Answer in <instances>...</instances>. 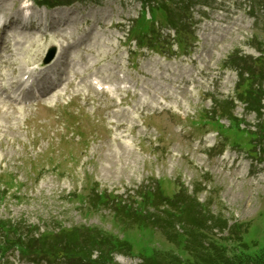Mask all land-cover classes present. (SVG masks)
<instances>
[{"label":"rangeland","instance_id":"1","mask_svg":"<svg viewBox=\"0 0 264 264\" xmlns=\"http://www.w3.org/2000/svg\"><path fill=\"white\" fill-rule=\"evenodd\" d=\"M146 1L154 0H0V12L22 9L23 23L35 14L40 22L16 28L23 47L11 44V32L6 35L10 47L1 51L3 82L27 62L35 68L43 64L52 45H60L52 63L58 59L59 72L83 70L71 63L75 52L84 57L83 50L66 45L64 30L58 31L62 25L46 16L59 9L66 14V33L80 38L79 30L90 29L88 49L101 60L107 79L117 87L137 84L134 92L117 93L121 105L81 86L64 98L53 96L47 104L55 106L49 108L0 106V263L84 264L80 259L100 255L105 261L99 264H173L172 257L194 261L198 236L191 232L201 224L208 227L205 246L219 239L249 256L262 250L264 145L254 142L256 152L262 147L255 160L245 147L222 146L223 134L204 133L216 128L206 120L224 113L241 129L252 133L258 126L264 135V61L254 64L264 51L263 11L252 10L246 0H169L176 13L157 12L153 24L145 26L149 32L138 37L143 24L136 27V22ZM55 3L60 6L46 5ZM169 21L181 27L183 56L167 36ZM87 54L84 67L94 62ZM251 66L257 75L249 87L262 86L252 100L254 105L260 100L263 110L251 112L247 104L233 103L231 111L238 71ZM223 116L220 123L230 130ZM236 225L239 234H229ZM14 239L19 247L2 251L4 242Z\"/></svg>","mask_w":264,"mask_h":264},{"label":"trees","instance_id":"2","mask_svg":"<svg viewBox=\"0 0 264 264\" xmlns=\"http://www.w3.org/2000/svg\"><path fill=\"white\" fill-rule=\"evenodd\" d=\"M139 215H140V212H138L135 216H139ZM176 216L177 215H175V217ZM182 222H184V221H182ZM184 224H185V222H184ZM207 229H208L207 226L201 224L199 226L198 231L195 230V231L191 232L192 234H195L198 236V238H194V240L197 239V247H195L194 251H191L192 256L194 258V261L186 262V261H182L178 258L172 257L173 264H264V246L262 247V250L258 254H254V255H250V256L246 255L244 253V250L242 247H237L236 249H233V248H229L228 246H225V245L223 246V244H225V243L222 244L221 242H219L220 241L219 239H216V242H209L205 246V244H203V242H204L203 241L204 240L203 234H205ZM94 236L99 238L98 234H95ZM97 238H93V240L96 242ZM235 240L236 239H234L233 242ZM237 242H238V239H237ZM109 244L113 245L112 243H109ZM231 244H233V243H231ZM95 245L97 246L96 243H95ZM98 245L100 246L101 242ZM65 246H66V248H69V247H67V246H69V243L65 244ZM100 248H101V246H100ZM108 253H109V251H108ZM60 255H62V254H60ZM63 255H65V254H63ZM64 257L65 256H63L62 258H64ZM152 257H153V255L151 254L149 256V258H152ZM101 259L103 260L104 258L101 257ZM83 260H84L85 264H96V262L90 260V258H88L87 260L86 259H80V262ZM70 264H73V263H70Z\"/></svg>","mask_w":264,"mask_h":264},{"label":"bare ground","instance_id":"3","mask_svg":"<svg viewBox=\"0 0 264 264\" xmlns=\"http://www.w3.org/2000/svg\"><path fill=\"white\" fill-rule=\"evenodd\" d=\"M39 11V10H38ZM45 11V10H44ZM42 13V12H41ZM46 13V12H45ZM52 14V13H51ZM61 15H63L62 13H60ZM65 15V14H64ZM49 16H51V15H49ZM13 18V17H12ZM14 18H15V22H19V20H20V22L22 21V19L19 17V14H18V17H16V16H14ZM11 21V18H9V22ZM6 29V28H5ZM26 30V29H25ZM63 40H65V41H67V38H65V37H63L62 38ZM5 43H3L2 42V46L4 45ZM20 44V43H19ZM67 47V46H66ZM62 54V53H61ZM58 55H60V53H59V51L56 53V56H55V58H54V60L56 59V57H58ZM64 56V55H63ZM35 60V59H34ZM54 60L49 64V66H48V68H51V67H53L52 65V63L54 62ZM62 61V60H61ZM1 62V61H0ZM3 64V63H2ZM8 66V65H7ZM50 73V69H48V72H46L45 74L46 75H48ZM44 79H45V77H44ZM18 85V83L16 82V81H14L13 83H11L10 84V86L12 87V88H14V87H16ZM55 88V87H54ZM53 88V89H54Z\"/></svg>","mask_w":264,"mask_h":264},{"label":"water","instance_id":"4","mask_svg":"<svg viewBox=\"0 0 264 264\" xmlns=\"http://www.w3.org/2000/svg\"><path fill=\"white\" fill-rule=\"evenodd\" d=\"M53 50H51V52H50V54H49V57H48V59H47V61H49L51 58H52V56H53Z\"/></svg>","mask_w":264,"mask_h":264}]
</instances>
